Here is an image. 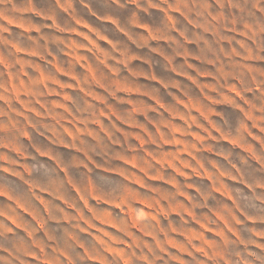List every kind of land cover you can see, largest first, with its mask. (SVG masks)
<instances>
[{
	"label": "clouds",
	"instance_id": "1",
	"mask_svg": "<svg viewBox=\"0 0 264 264\" xmlns=\"http://www.w3.org/2000/svg\"><path fill=\"white\" fill-rule=\"evenodd\" d=\"M0 264H264V0H0Z\"/></svg>",
	"mask_w": 264,
	"mask_h": 264
}]
</instances>
